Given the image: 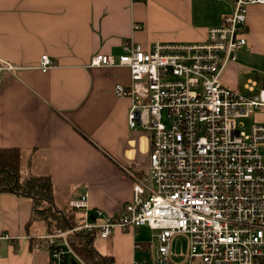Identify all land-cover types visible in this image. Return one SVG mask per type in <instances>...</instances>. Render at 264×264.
<instances>
[{
	"label": "crops",
	"instance_id": "0c3cea01",
	"mask_svg": "<svg viewBox=\"0 0 264 264\" xmlns=\"http://www.w3.org/2000/svg\"><path fill=\"white\" fill-rule=\"evenodd\" d=\"M230 11V0H0V62L17 69L0 71V149L20 152L22 175L50 178L57 209L86 195L90 212L117 215L132 200L124 169L146 176L148 146L128 127L130 100L114 95L129 71L90 68L91 57L119 56L125 42L143 50L204 42ZM246 41L223 79L252 98L264 91V5L248 9ZM44 55L55 61L45 73ZM246 124L264 125V110ZM30 212L28 199L0 195V264H48L32 244L48 231L29 223ZM135 234L116 229L95 249L132 264L138 249L150 250Z\"/></svg>",
	"mask_w": 264,
	"mask_h": 264
},
{
	"label": "built area",
	"instance_id": "2783aa9c",
	"mask_svg": "<svg viewBox=\"0 0 264 264\" xmlns=\"http://www.w3.org/2000/svg\"><path fill=\"white\" fill-rule=\"evenodd\" d=\"M256 5L264 0H230V13L204 42L149 50L125 42L119 56L91 57L90 68L129 71V85L115 86L114 95L131 102L128 127L147 141V174L124 169L133 179L132 200L117 215L90 212L86 195L69 202L79 226L32 238L48 264H84L68 242L74 232L97 231L107 240L116 229L141 228L152 234L145 264H264V125L246 124L264 108V91L248 98L223 79L247 45L248 9ZM54 66L41 56V72ZM16 70L0 62V71Z\"/></svg>",
	"mask_w": 264,
	"mask_h": 264
},
{
	"label": "trees",
	"instance_id": "16d2710c",
	"mask_svg": "<svg viewBox=\"0 0 264 264\" xmlns=\"http://www.w3.org/2000/svg\"><path fill=\"white\" fill-rule=\"evenodd\" d=\"M20 152L16 149H0V195H13L28 199L31 204L29 223L41 222L46 230L68 231L82 221L80 213L54 206L53 186L49 177L22 175ZM97 231H77L68 236L74 253L84 264H115L112 257L100 255L95 249Z\"/></svg>",
	"mask_w": 264,
	"mask_h": 264
},
{
	"label": "rangeland",
	"instance_id": "374dc122",
	"mask_svg": "<svg viewBox=\"0 0 264 264\" xmlns=\"http://www.w3.org/2000/svg\"><path fill=\"white\" fill-rule=\"evenodd\" d=\"M264 108H261L259 110H257L253 116H251L249 118V122H255L257 121V119L259 118V115L263 112ZM135 239L138 242H144V244H150L151 243V232L147 229V228H141L136 230V234H135ZM95 246L97 247H104L105 246V241H102L101 239H97L95 241ZM176 246H178V250L182 249L185 250V240L183 238H178L176 240ZM137 254L139 255L137 260L141 263V264H145V261H150V254H151V250H145L143 251L142 249H138L137 250Z\"/></svg>",
	"mask_w": 264,
	"mask_h": 264
}]
</instances>
